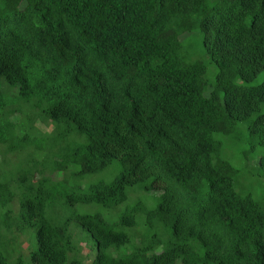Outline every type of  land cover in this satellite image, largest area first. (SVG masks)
<instances>
[{
    "label": "trees",
    "instance_id": "trees-1",
    "mask_svg": "<svg viewBox=\"0 0 264 264\" xmlns=\"http://www.w3.org/2000/svg\"><path fill=\"white\" fill-rule=\"evenodd\" d=\"M262 76L264 0H0V264H264Z\"/></svg>",
    "mask_w": 264,
    "mask_h": 264
},
{
    "label": "rangeland",
    "instance_id": "rangeland-1",
    "mask_svg": "<svg viewBox=\"0 0 264 264\" xmlns=\"http://www.w3.org/2000/svg\"><path fill=\"white\" fill-rule=\"evenodd\" d=\"M182 42L184 43V48H183V55L186 56L187 60L189 62H195V61H203L206 63L207 66V72H206V78L209 80L210 83H213L216 79V73H217V68L215 65L211 64L208 60V58L204 55L203 52V37L202 34L199 31H196L192 34H187L182 37ZM264 76H262L259 81H262ZM257 81V83L259 82ZM255 84V83H253ZM209 91V90H208ZM209 93V92H208ZM207 93V95H208ZM42 131L47 132L48 130L41 126ZM248 136V131L246 128L243 126V129L240 128L235 135V137H228L224 138V146L227 147V144L229 143L228 147V153L234 158V164L241 167L242 162L240 160L239 153L247 146L245 145L246 140ZM232 139V140H228ZM264 154V151L259 150L256 153L252 154L251 161L247 162L246 169L248 172L243 173V186L240 189V192L243 191L244 194L249 193L252 195L253 199L258 200L264 195V169L260 168L258 166V161L261 158V156ZM245 165V164H243ZM245 168V166L243 167ZM118 173L117 168H112L103 174H98V175H93V176H87L86 180L84 181V186H88L90 184H94L100 181H105L106 183H109L113 180V178L116 176ZM139 197V195H138ZM133 201V198H132ZM131 201V202H132ZM127 202V204L121 206L117 211H111V210H105L101 207L95 206V207H90V206H83V205H78L77 210L81 213H90V211H95V210H101V211H109L114 214V218L117 219L122 211L125 210V208L131 203ZM83 207L84 210L82 209ZM83 247H85V244H82ZM88 251L84 250L82 252L83 256L87 257V263L90 264L94 258H95V253L90 252L87 254Z\"/></svg>",
    "mask_w": 264,
    "mask_h": 264
}]
</instances>
